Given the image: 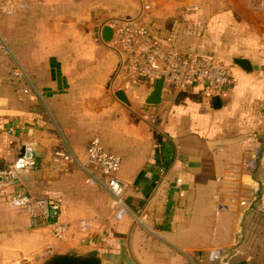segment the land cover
I'll use <instances>...</instances> for the list:
<instances>
[{
	"label": "crops",
	"instance_id": "crops-1",
	"mask_svg": "<svg viewBox=\"0 0 264 264\" xmlns=\"http://www.w3.org/2000/svg\"><path fill=\"white\" fill-rule=\"evenodd\" d=\"M203 1L2 4L0 170L22 149L33 152L35 168L0 192V264L93 251L101 264H206L207 252L234 250L236 232L244 241L230 264H264V10L258 0ZM189 6L198 9L185 13ZM128 20L165 47L224 63L232 83L218 95L220 107L213 108L200 85H163L159 103L147 104L152 86L122 78L119 54L101 38L104 26ZM235 58L251 70L234 65ZM16 64L27 79L13 75ZM117 83L126 104L115 96ZM93 138L121 159L129 214L120 220L99 214L97 196L74 198L85 177L53 155L65 148L83 161ZM16 193L56 200L59 221L71 227L68 238L55 245L47 227L31 225L28 213L8 201ZM81 222L89 224L87 232Z\"/></svg>",
	"mask_w": 264,
	"mask_h": 264
},
{
	"label": "built area",
	"instance_id": "built-area-1",
	"mask_svg": "<svg viewBox=\"0 0 264 264\" xmlns=\"http://www.w3.org/2000/svg\"><path fill=\"white\" fill-rule=\"evenodd\" d=\"M5 1L7 0H0V8ZM258 7L264 10V0H258ZM197 9L196 6H189L184 12ZM111 28L110 44L120 56L119 74L126 80L141 81L152 86L156 79L162 77L164 85L168 87L188 88L200 85L210 99L218 96L232 83L229 69L221 61L208 55L185 53L174 47H165L135 21L115 23ZM12 73L17 78L27 79L25 71L17 64ZM53 155L60 163L78 166L85 175L87 184L98 185L108 193L115 220L129 214L125 203L128 185L118 177L121 159L107 152L97 138L89 141L83 161L74 159L65 148L55 151ZM34 168V159L23 156L7 168L1 169L0 187L3 188L0 192H4L6 183L17 179L19 172ZM159 173L163 175V170H159ZM7 198L11 205L28 213L31 225L47 227L56 241L63 242L70 235V225L59 221L61 207L56 200L36 198L26 193H16ZM89 228L88 223H80L82 232H87ZM100 240H103V237ZM50 250L47 249V254H51ZM237 254V249L231 252L213 249L206 256V264H230Z\"/></svg>",
	"mask_w": 264,
	"mask_h": 264
},
{
	"label": "water",
	"instance_id": "water-1",
	"mask_svg": "<svg viewBox=\"0 0 264 264\" xmlns=\"http://www.w3.org/2000/svg\"><path fill=\"white\" fill-rule=\"evenodd\" d=\"M101 38L104 42H110L112 38V28L110 26H104L101 30ZM233 64L238 66L244 71H250L251 66L250 63L242 58H235L233 60ZM164 82L163 78L160 77L156 79L152 85L151 92L146 100L147 104L150 105H156L159 103L161 91L163 88ZM118 83L115 85V88L117 90ZM116 98L123 102L127 103V98L123 91L117 90L115 93ZM211 103L213 105L214 109H217L220 107V98L218 96H214L211 98ZM23 156L26 157H32L33 152L27 151L25 149H22L20 151L19 157L22 158ZM2 181V178L0 177V183ZM41 264H101L100 259L97 257V253L95 251L90 252L85 257H79L74 254H54L50 256L47 260H45Z\"/></svg>",
	"mask_w": 264,
	"mask_h": 264
},
{
	"label": "rangeland",
	"instance_id": "rangeland-1",
	"mask_svg": "<svg viewBox=\"0 0 264 264\" xmlns=\"http://www.w3.org/2000/svg\"><path fill=\"white\" fill-rule=\"evenodd\" d=\"M241 0H231V2H234V3H239ZM205 2V0L203 1V3ZM218 7H220V4H218L217 5ZM206 7V6H205ZM203 8H204V5H203ZM218 35L219 36H221V33H218ZM78 167V166H77ZM82 172V171H81ZM83 173V172H82ZM84 175V174H83ZM71 177V176H70ZM84 177H85V175H84ZM62 178V177H61ZM85 180H86V177H85ZM71 183V182H70ZM87 184V183H86ZM89 186H91V185H89V184H87L86 185V187H83V190H80V191H75V192H73L74 193V198L75 197H77V196H79V195H81L82 197H83V199L85 198V197H90V196H97L98 197V199H99V201H100V206H99V209H100V211H99V214L100 215H103V217H108L109 215L111 216V214H113L114 213V208L112 207V211H111V207L109 206V202H108V200H110V204H111V198H110V196L108 195V193L107 192H105V191H100V193L99 194H95V193H91V191L89 190L90 188H89ZM93 186V185H92ZM0 195L1 196H3L4 194H1L0 193ZM257 195H258V197H259V192H256L255 193V197H257ZM101 207H102V209H101ZM243 207H246V206H243ZM247 209H249V208H251L250 206H248L247 205V207H246ZM106 214H107V216H106ZM86 223V222H85ZM79 229H80V225H79ZM80 231H81V229H80ZM50 232V231H49ZM71 234V233H70ZM253 237L254 238H256L257 239V230H256V233H254L253 234ZM68 238V237H67ZM102 238V237H101ZM55 240V239H54ZM242 241H244V238H242L241 237V235H240V233L239 232H236V234H235V237H234V239H233V242H234V245H235V248L234 249H237L238 248V246L237 245H239ZM101 242H104V237H103V240H101ZM59 243H62V242H58V241H56L55 240V245L57 244H59ZM237 247V248H236ZM238 250V249H237ZM238 252H239V250H238ZM54 254H56V253H53L52 255H54ZM207 254H208V252H207ZM207 254H206V256H207ZM51 255V256H52ZM238 256H240V252H239V254H237L236 256H234L232 259H234L235 257H238ZM50 257V256H49Z\"/></svg>",
	"mask_w": 264,
	"mask_h": 264
}]
</instances>
